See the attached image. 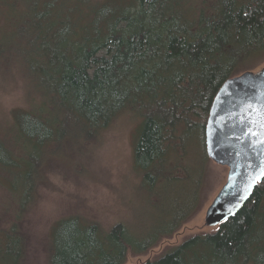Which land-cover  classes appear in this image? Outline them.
Wrapping results in <instances>:
<instances>
[{
	"label": "trees",
	"instance_id": "trees-1",
	"mask_svg": "<svg viewBox=\"0 0 264 264\" xmlns=\"http://www.w3.org/2000/svg\"><path fill=\"white\" fill-rule=\"evenodd\" d=\"M262 56L264 0H0V75L26 91L0 134V188L14 221L35 204L47 158L99 139L122 114L139 119L143 186L162 181L152 176L161 169L189 170L194 146L205 157L188 178L195 193L205 183L214 98ZM52 228L47 264H125L175 232L146 241L123 222L106 227L80 215ZM27 256L16 224L0 233V264ZM137 264H264V180L214 231Z\"/></svg>",
	"mask_w": 264,
	"mask_h": 264
},
{
	"label": "rangeland",
	"instance_id": "rangeland-1",
	"mask_svg": "<svg viewBox=\"0 0 264 264\" xmlns=\"http://www.w3.org/2000/svg\"><path fill=\"white\" fill-rule=\"evenodd\" d=\"M263 58L249 67L255 68L261 60L254 70L263 68ZM25 103L23 84L0 75V134H5L11 109H19ZM135 118L137 120L122 114L99 139L47 158L42 166L44 177L38 186L35 204L19 220L14 221L10 211H17L7 204L10 194L0 188V233L16 224L26 240L28 253L22 264H47L46 250L52 227L59 219L71 215L99 220L106 227L123 222L146 241L175 231L145 254L129 253L125 264L158 257L190 236L216 229L205 225L206 211L225 184L229 169L208 159L205 183L192 192L188 178L192 175L197 178L205 158L192 146L190 156L184 161L186 164L187 160H192L189 170L171 173L161 169L152 176L161 172L162 181L157 182L158 176L155 183L143 186L142 171L134 162L135 133L139 126V119Z\"/></svg>",
	"mask_w": 264,
	"mask_h": 264
},
{
	"label": "water",
	"instance_id": "water-1",
	"mask_svg": "<svg viewBox=\"0 0 264 264\" xmlns=\"http://www.w3.org/2000/svg\"><path fill=\"white\" fill-rule=\"evenodd\" d=\"M250 82L256 86L250 87ZM258 140H264V67L228 78L212 103L205 130L206 153L229 171L207 208V227L235 217L264 180V144Z\"/></svg>",
	"mask_w": 264,
	"mask_h": 264
},
{
	"label": "snow or ice",
	"instance_id": "snow-or-ice-1",
	"mask_svg": "<svg viewBox=\"0 0 264 264\" xmlns=\"http://www.w3.org/2000/svg\"><path fill=\"white\" fill-rule=\"evenodd\" d=\"M250 87H255L256 85L252 82L249 83ZM259 143L264 144V140H258Z\"/></svg>",
	"mask_w": 264,
	"mask_h": 264
}]
</instances>
